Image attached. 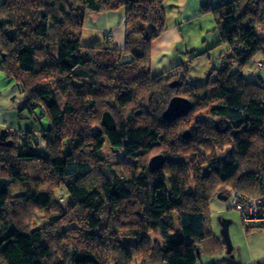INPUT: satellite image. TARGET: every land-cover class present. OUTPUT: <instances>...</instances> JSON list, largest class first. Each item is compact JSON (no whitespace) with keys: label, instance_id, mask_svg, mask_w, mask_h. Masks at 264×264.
Segmentation results:
<instances>
[{"label":"trees","instance_id":"16d2710c","mask_svg":"<svg viewBox=\"0 0 264 264\" xmlns=\"http://www.w3.org/2000/svg\"><path fill=\"white\" fill-rule=\"evenodd\" d=\"M119 11L123 47L102 28L103 43L82 44L88 14ZM201 11L227 47L195 84L187 63L201 52L152 74L163 0L0 4V73L15 80L21 109L49 122L39 133L13 128L12 145L0 146V264H199L221 192L237 204L263 198L257 222L234 208L245 227L264 230V74L243 72L264 68L253 61L264 51V0ZM173 96L193 106L168 122ZM105 147L122 158L109 162ZM154 154L164 162L150 172Z\"/></svg>","mask_w":264,"mask_h":264},{"label":"rangeland","instance_id":"374dc122","mask_svg":"<svg viewBox=\"0 0 264 264\" xmlns=\"http://www.w3.org/2000/svg\"><path fill=\"white\" fill-rule=\"evenodd\" d=\"M164 4V13H166V23H170L171 20L179 18L175 12H173L174 7L171 3L176 2V0H163ZM169 3V4H167ZM91 17V18H90ZM97 16H93V14L87 15V20L92 19L96 22H87L84 26V31L82 33V44L88 45L91 44L93 46H99L103 43V35L102 32L98 35L101 27L100 21L96 20ZM177 21V20H176ZM199 24H197V23ZM193 26L191 32V27L184 29L182 35L184 36V41L187 46L196 47L195 51L191 54L183 51L180 53L177 51V47H180L178 44H171V52H161L157 57L152 53V74L158 75V73L163 72V70H167L170 66V62H174L177 60L175 64H179L181 62L189 61V57L194 53H200V55L193 57V59L187 63V80L189 83L201 84L205 82L206 77L211 71V68H220L222 66L221 52H223L227 46L220 44V42H216V39H220V34L217 29H214L216 26V22L213 21L212 16L208 13L204 14L200 19L191 20L189 25ZM201 26L203 27L200 30ZM96 31V32H94ZM259 37H264V23L257 30ZM102 39V40H101ZM101 41V42H100ZM216 43V44H215ZM157 45H160L157 44ZM182 48H185L184 45H181ZM258 59L264 61V51L258 52L254 57L253 61H258ZM174 64V65H175ZM171 65V64H170ZM243 69V72L246 73V70L249 72H254L257 69V73L264 74V68L258 69L255 67V63L248 64ZM163 70H159L162 69ZM235 68V67H234ZM235 69H233L234 71ZM251 76V75H250ZM12 81V79H9ZM13 84H15V80H13ZM12 84V85H13ZM9 86V85H8ZM12 91L7 92L0 91V96L2 94L7 95L9 100L4 97H0V104L4 103L6 105H0V113H1V128L7 130V134L14 133L13 128L18 132L22 131H34L36 133L41 132L49 127V122L46 118L40 117V113L37 109H35V114H29L27 109H21L22 100H19L20 95L18 91L15 89V85L11 87ZM10 89V88H9ZM15 90V91H14ZM11 96V97H10ZM13 98L14 101H11ZM0 128V130H1ZM8 137V136H7ZM8 139V138H7ZM9 140V139H8ZM42 142V139H41ZM42 147V146H41ZM106 158L111 163H116L119 159L122 158L121 154L117 152H111L107 147L102 151ZM101 152V154H102ZM155 155V154H154ZM152 155V156H154ZM151 156V157H152ZM150 160V159H149ZM148 160V162H149ZM147 162V163H148ZM148 166V165H147ZM219 195H223L225 199H219L218 197L212 198L210 200L209 208V220L210 224L209 231L212 233V239L206 244H203L199 249V264H213V263H221V264H258L259 262H264V230L263 229H249L244 226L241 214L238 212V208H234L235 204L238 202L229 196V194L221 192ZM263 201L257 199H248L245 202L241 203L239 209L241 211L246 210V221L248 222H257L260 219L259 207L257 206L260 202ZM260 211V212H259ZM224 217L231 221L229 225V235L230 241L232 242V254L233 258L230 257L226 252V244L223 242V238L220 234V225L218 222V217Z\"/></svg>","mask_w":264,"mask_h":264},{"label":"crops","instance_id":"0c3cea01","mask_svg":"<svg viewBox=\"0 0 264 264\" xmlns=\"http://www.w3.org/2000/svg\"><path fill=\"white\" fill-rule=\"evenodd\" d=\"M4 1L5 0H0V4ZM231 1H234V0H176V2L173 1V3H171V5L174 7L173 12H175L177 16H179V18L176 19V17L174 16V19L171 20L170 23L168 24L166 23V20H165V24L167 25V30L163 32L160 35V37L157 38V40L153 42L152 47H151L152 53L155 55L154 57L158 58V55L161 52H169L172 48L171 44L173 45L178 44L180 47H177V51H179L180 53H182L183 51L185 52L192 51V49L195 50L196 47H194L193 45L187 46L185 43H183L184 36L182 35V33L184 32V29L188 28L187 26H189L191 27L190 29V32H191L193 28L192 24L189 25V22H191V20L200 19L202 16H204L205 13L201 11V7L203 4H208L211 7H215V6L222 5L225 2H231ZM164 6H166V4H164ZM124 17L125 15H123V12L119 11L115 13H110L106 16H98L96 18L97 21L98 20L100 21V27L102 28V30L103 31L105 30L106 32L111 33L113 42L116 44L118 48L123 47L124 40H125L124 38V33H125ZM87 22L93 23L96 21H93L92 19H90L89 21L87 20ZM202 29L203 27L201 26L200 30ZM219 40H220L219 38L216 39V42L217 41L219 42ZM159 43L160 45H157ZM181 45H184L185 48H182ZM258 60L260 61V59ZM176 62L177 60L174 62H170L171 65L169 64L168 66L171 67ZM170 67L167 69H170ZM159 70H163V68ZM245 74L250 77L251 72H249V70H246ZM12 84H13V80L12 81L9 80V78H6L2 73H0V91L1 92L2 91L4 92L5 89L7 90V88H8L7 92L12 91L11 87L15 85V84L13 85ZM0 97H4L6 98V100L7 99L9 100V98L5 94H2ZM2 104L6 105L5 101ZM2 125L3 124L1 121V113H0V128Z\"/></svg>","mask_w":264,"mask_h":264},{"label":"water","instance_id":"95a60500","mask_svg":"<svg viewBox=\"0 0 264 264\" xmlns=\"http://www.w3.org/2000/svg\"><path fill=\"white\" fill-rule=\"evenodd\" d=\"M167 108L163 112L162 117L168 122H172L176 119L182 118L183 116H186L192 109V104L188 99L185 97H180V96H173L169 102L167 103ZM6 129H1L0 130V146L3 147H10L12 145V140H8L6 133ZM183 138L188 139L190 137V131L186 130L184 131ZM164 162V157L163 155H155L150 158L148 164V170L150 172L157 171L162 168V163ZM220 199H225V196H220L219 194L217 195ZM218 222L220 225V234L221 237L223 238V242L226 244V252L227 254L230 255L231 258H233L232 254V242L230 241V235H229V225L231 223L230 220L225 219L223 216L218 217ZM199 251H197V254Z\"/></svg>","mask_w":264,"mask_h":264},{"label":"built area","instance_id":"2783aa9c","mask_svg":"<svg viewBox=\"0 0 264 264\" xmlns=\"http://www.w3.org/2000/svg\"><path fill=\"white\" fill-rule=\"evenodd\" d=\"M240 205H241L240 203H238V204L236 203V204H235V206H236L238 209H239V206H240ZM241 206H242V205H241ZM242 207H244V206H242ZM244 208H245V207H244ZM239 210H240V209H239ZM244 213H246V210H244ZM245 215H246V214H245Z\"/></svg>","mask_w":264,"mask_h":264}]
</instances>
